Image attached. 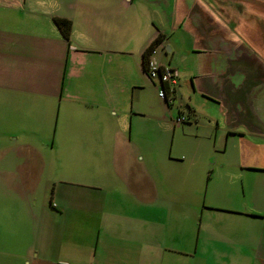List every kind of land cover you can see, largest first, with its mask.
<instances>
[{
    "label": "crops",
    "instance_id": "crops-1",
    "mask_svg": "<svg viewBox=\"0 0 264 264\" xmlns=\"http://www.w3.org/2000/svg\"><path fill=\"white\" fill-rule=\"evenodd\" d=\"M263 1L0 0V168L11 154V174L47 167L37 146L61 130V163L94 169L77 183L113 194L93 200L76 260L47 256L67 252L62 236H30L23 264H264ZM228 6L251 12V45L217 19ZM158 37L154 57L181 70L171 104L145 65ZM38 123L50 144L32 140Z\"/></svg>",
    "mask_w": 264,
    "mask_h": 264
},
{
    "label": "rangeland",
    "instance_id": "rangeland-1",
    "mask_svg": "<svg viewBox=\"0 0 264 264\" xmlns=\"http://www.w3.org/2000/svg\"><path fill=\"white\" fill-rule=\"evenodd\" d=\"M211 4L215 6L213 2ZM237 14L239 13H235L232 7L228 6L225 12L221 11L217 14V19L226 26L236 28L240 32L238 35L240 40L251 45L255 36L251 30L252 14L245 10L244 22L240 19L237 21ZM263 15L264 13L261 17L262 22H264ZM244 27L249 31L243 30ZM36 131L37 136L36 139L32 138L33 141L38 145L39 142L51 143L53 132L48 128V124L44 126L38 123ZM60 132L61 130L57 134L56 146H37L42 154H48L50 165L44 167V164L39 162L33 163L36 166L31 165V175L23 177L22 173L11 174L13 173L11 169H15V155L11 154L4 158L9 160L4 166H8L10 170L0 168V264H23L20 253L30 236L35 237L37 247H46L52 238L56 240L62 236L67 252L61 255L52 253L47 256L51 261L57 260L59 256L62 259L76 260V253L70 252L77 248L74 242L76 237L78 235L86 237V243L95 235V224L100 211L94 208L93 200L99 197L109 199L113 196L108 192L101 194L89 186L83 184L81 186L77 183L76 180L84 178L92 180L94 169L91 163L77 161L72 155L68 156L67 162L61 163L60 158L66 156L59 146ZM163 170L168 169L163 168ZM177 180L187 197L189 191L186 188L190 182L185 178ZM70 181L72 184L68 183ZM258 190L264 193L263 189ZM172 205L178 210L182 209L178 201L172 202ZM178 210L176 212H183Z\"/></svg>",
    "mask_w": 264,
    "mask_h": 264
},
{
    "label": "built area",
    "instance_id": "built-area-1",
    "mask_svg": "<svg viewBox=\"0 0 264 264\" xmlns=\"http://www.w3.org/2000/svg\"><path fill=\"white\" fill-rule=\"evenodd\" d=\"M155 50L156 49L154 48L149 54L147 72L151 79L159 81V96L168 104H171L176 98L177 89L180 85L181 73L176 67L160 63L154 57ZM184 120V114L179 115L177 118L178 122H182Z\"/></svg>",
    "mask_w": 264,
    "mask_h": 264
},
{
    "label": "trees",
    "instance_id": "trees-1",
    "mask_svg": "<svg viewBox=\"0 0 264 264\" xmlns=\"http://www.w3.org/2000/svg\"><path fill=\"white\" fill-rule=\"evenodd\" d=\"M55 21L59 26V28L61 29V31L63 32L64 36L69 38L72 29V21L65 17H55ZM160 41H161L160 37L154 39L145 50L144 56H145L146 70H147V61L149 54L160 43Z\"/></svg>",
    "mask_w": 264,
    "mask_h": 264
},
{
    "label": "flooded vegetation",
    "instance_id": "flooded-vegetation-1",
    "mask_svg": "<svg viewBox=\"0 0 264 264\" xmlns=\"http://www.w3.org/2000/svg\"><path fill=\"white\" fill-rule=\"evenodd\" d=\"M177 91H178V89H177ZM176 96H177V93H176Z\"/></svg>",
    "mask_w": 264,
    "mask_h": 264
}]
</instances>
